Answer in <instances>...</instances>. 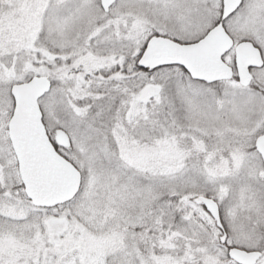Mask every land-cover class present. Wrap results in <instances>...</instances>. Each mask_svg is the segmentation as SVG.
Segmentation results:
<instances>
[{
    "label": "snow or ice",
    "instance_id": "obj_1",
    "mask_svg": "<svg viewBox=\"0 0 264 264\" xmlns=\"http://www.w3.org/2000/svg\"><path fill=\"white\" fill-rule=\"evenodd\" d=\"M0 264H264V0H0Z\"/></svg>",
    "mask_w": 264,
    "mask_h": 264
}]
</instances>
